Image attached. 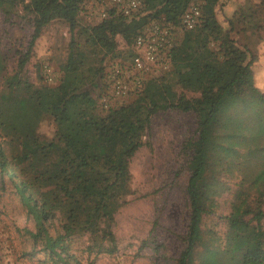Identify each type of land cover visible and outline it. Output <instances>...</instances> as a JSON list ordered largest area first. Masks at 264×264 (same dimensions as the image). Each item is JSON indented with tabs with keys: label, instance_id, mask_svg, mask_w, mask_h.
Returning <instances> with one entry per match:
<instances>
[{
	"label": "trees",
	"instance_id": "16d2710c",
	"mask_svg": "<svg viewBox=\"0 0 264 264\" xmlns=\"http://www.w3.org/2000/svg\"><path fill=\"white\" fill-rule=\"evenodd\" d=\"M89 1L28 0L23 7L33 30L28 49L17 59L18 71L0 78V174L11 181L34 226L24 233L51 264H79L69 253L75 236L88 237V252L115 254L112 226L129 191L130 161L145 145L152 116L174 109L193 113L196 124L195 137L183 145L190 153L189 218L176 264H264V92L254 82L257 56L237 39L260 28L264 0L235 11L226 28L215 11L220 0H160L151 8L142 0L130 17L110 10L95 25L81 26L79 13ZM7 3L16 2L0 0L5 18ZM191 4L199 5V23L175 31L167 68L146 77L129 103L104 108L105 58L130 62L134 38L150 21L177 23ZM54 21L70 32L67 57L54 84L36 86L21 72ZM118 38L126 52L118 51ZM87 55L99 64L96 80L83 75ZM43 116L54 129L48 138L38 130ZM226 174L236 181L222 248L216 232L202 226L229 190Z\"/></svg>",
	"mask_w": 264,
	"mask_h": 264
},
{
	"label": "rangeland",
	"instance_id": "374dc122",
	"mask_svg": "<svg viewBox=\"0 0 264 264\" xmlns=\"http://www.w3.org/2000/svg\"><path fill=\"white\" fill-rule=\"evenodd\" d=\"M28 0H15L5 4L10 15L5 18L0 10V78L18 71L17 59L28 49L33 33L30 15L23 10ZM107 0H90L79 13L81 26H92L100 21L99 15L106 8ZM148 7H156L160 0H146ZM260 0H220L216 15L223 27L239 9L247 10L258 5ZM261 10V9H260ZM149 13L150 11H147ZM263 12V11H262ZM146 13V14H147ZM260 28L237 36L240 43H248L257 56L254 64L255 85L264 92V15L260 14ZM70 32L67 25L54 21L42 32L30 50L31 57L21 72L30 83L48 85L42 67L49 64L57 77L62 75L61 66L65 63ZM76 36V41H81ZM118 51L126 52L123 40L118 38ZM110 61L105 58L104 63ZM103 63V64H104ZM83 75L85 79H95L94 71L99 65L93 55H87ZM190 97L191 94L188 93ZM134 98L110 102L129 103ZM110 104V103H109ZM104 110H99L103 114ZM39 132L45 137L53 135V126L48 116H43ZM196 124L193 113L169 109L152 116L151 124L143 141L145 145L131 159L129 164V191L114 215L112 226L117 241V251L113 255L96 254L86 250L88 237L75 236L70 243L73 261L79 264H176L184 248L189 218V205L186 196L188 179L187 164L190 153L183 148L184 143L195 137ZM223 175L226 189L217 198V206L212 215L203 220V228L216 232V245L224 247L227 224L225 217L230 213L235 178ZM264 210V204L262 205ZM264 229V219L261 222ZM34 226L14 194L13 186L6 176L0 174V264H51L40 251L41 245L33 244L24 229ZM33 253V254H32ZM202 250L195 255L199 261ZM32 254V255H31Z\"/></svg>",
	"mask_w": 264,
	"mask_h": 264
},
{
	"label": "built area",
	"instance_id": "2783aa9c",
	"mask_svg": "<svg viewBox=\"0 0 264 264\" xmlns=\"http://www.w3.org/2000/svg\"><path fill=\"white\" fill-rule=\"evenodd\" d=\"M105 6L108 9L105 8L100 13V20L105 19L110 10L130 17L142 8L143 3L142 0H107ZM200 15L199 5L191 4L177 23L166 22L164 19L150 21L134 38V56L130 62L115 60L107 63L105 81L108 97L102 99L103 107L108 108L112 98L121 100L135 94L146 77L157 75L160 69L165 70L166 57L173 46L175 31L194 29L199 23ZM42 71L48 84L56 82L57 76L49 64H44Z\"/></svg>",
	"mask_w": 264,
	"mask_h": 264
}]
</instances>
